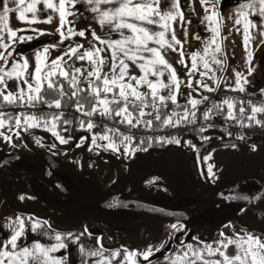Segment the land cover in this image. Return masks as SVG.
<instances>
[{
    "label": "rangeland",
    "instance_id": "1",
    "mask_svg": "<svg viewBox=\"0 0 264 264\" xmlns=\"http://www.w3.org/2000/svg\"><path fill=\"white\" fill-rule=\"evenodd\" d=\"M180 3L185 14V20L174 22L173 26L177 38L181 39V44L177 48L182 50L185 56L182 58L183 64L174 63L178 73H182L179 76L181 90L178 93L177 104L186 102L189 92L195 98L202 99L212 87L217 86L212 83L218 81L224 74H227L226 81L221 82L220 80L218 82L220 83L218 84L219 87L230 85L235 88V77L231 80L229 74H235V71L247 74L249 67L252 68V66L249 65L248 59L243 57L244 54L240 53L235 46L231 47L228 44L227 38L223 36L220 29L217 40L221 44L222 51L216 54V59L222 60L223 63L216 64L214 60L209 59L212 67L208 76L205 77L190 71L191 54L203 51L205 44L210 42L213 35L212 27H216L218 22L216 21V23L210 25L205 17L195 11L190 12L188 10L190 6L187 5V0H180ZM196 6L204 9L202 5L197 3L194 5V9ZM68 10L71 15L66 17L64 24L66 30L68 27H72L73 31L78 33L79 30L85 29L86 35L84 37L73 35L61 41L58 36L55 40V37L51 36L52 33L47 34L45 31L40 30L41 27L33 25H38V23L39 25L44 23L56 24L59 22L56 17L49 22L45 19V15L38 10V19L30 23L32 26L24 29L21 27V21L14 19L13 13H10L9 26L18 29V35H32L33 39L18 41L14 46L10 45L7 50L0 48V51L5 53L12 52L11 56L6 57L9 63L4 64L0 61V67L7 69L11 67L12 62L27 58L29 62L27 71L30 74L35 68V53L40 51L43 54L42 68H46L45 71H47L45 66L50 65L51 60L57 56H60L64 61L74 55L68 53L70 46L77 43L82 44L83 48L77 50L82 53L84 49L88 48L89 44H94L95 42L92 41L90 35L92 30L102 36L107 31L106 28H101L98 25L95 14L91 13L84 0H77V4L70 6ZM212 10V7L207 9L209 13ZM215 10L219 16V8L215 7ZM200 23L209 26L208 30L201 28V30L193 32V26L200 25ZM148 27L156 28L153 25H148ZM193 33L194 36H192ZM260 33V28H254V34ZM261 34L264 36V33ZM117 36L118 34L113 33V38H117ZM54 41L60 43L59 49L51 46ZM256 41H260L257 36H255L254 41H251V48L258 47L259 43ZM45 47H48V53L46 54L43 51ZM212 47L214 48L215 45H212ZM173 58L181 59L179 51H173L172 55L168 57L170 61ZM262 61H264V53L261 54V62H257L252 68L251 74L246 75L248 81L251 78H256V73L261 74L260 78L264 77ZM81 63H84L87 67L86 61ZM129 63L131 64V62ZM131 67L135 69L136 74H139L138 65H131ZM200 67L202 69V65ZM188 74L193 76L191 80L193 87L191 88L188 83ZM28 78L31 79V75ZM196 80H203L208 83L209 89L199 88L198 85H195ZM19 87H24L22 81H17L15 77H6L5 83L0 84V92L5 94L8 91L17 92ZM40 106L48 107L49 105ZM19 107L15 103L9 104L3 101L2 96H0V113H3V118H14L16 115L28 114L19 111ZM51 108L55 114H60L63 111V108L60 110H57L55 106ZM81 118L84 119L83 116ZM10 123L11 128L8 125L0 128V132L4 134L0 135V152L8 156L26 154L48 159L54 165L52 167L54 172L58 171L56 169L58 166L65 171L63 172L66 175L69 174L70 181H67L64 174L60 175V184L72 193L84 189L138 204L165 206V199L180 200L185 196L202 199L248 179H254L260 183L264 181V151L261 150L264 141L255 144L257 145L255 150H253L251 144L245 141L223 143L219 140H213L205 143V140L201 137L193 140L188 148L175 147L155 150L150 148V144L146 142L142 145V148H146L147 151L138 149L135 154H129L128 157H125L120 152L91 147V137L97 132L88 131L87 128L81 129L79 127L80 129H77L65 126L61 128L57 126L60 134L64 135L66 139L68 136L72 137L67 144H61L52 132L45 127H33L25 131L22 126L15 127L14 119ZM17 132H19V135L16 134ZM82 135L87 137L84 142L79 139ZM5 136L10 137V139L6 140ZM203 136L208 137L209 132H204ZM37 139L40 140L39 144L36 143ZM97 143H106V141L98 140ZM53 144H55L54 148L52 147ZM193 144L195 147H192ZM231 144H236L237 147L233 149L230 147ZM136 145L132 144L133 147H136ZM225 145H228V147H225ZM213 149H215L214 152ZM209 153H211L210 159L203 160V157ZM208 164L213 165L214 179L207 177ZM200 173H203V175ZM39 187L37 181L28 180L26 176L12 177L0 174V243H2L5 236L11 233V229L7 228L6 225L10 220L14 221L16 216H21L25 221V235L20 240L22 246L24 243L30 244L33 240L54 243L55 241L50 235L43 236L40 232L31 231L30 216L37 220H47L57 231L72 232L74 236H80L83 233L79 243L66 240L68 248L59 249L54 253V255L63 257L65 264H81V258L91 264L97 258L86 257L80 253L79 244H84L87 249L98 248L100 246L97 244L98 237L106 255L109 251L121 248V246L143 252L151 244L159 251L154 250L148 262L139 257L138 264H166L163 259L164 256H171L182 247H186L189 242L198 247H203L204 243L215 246L216 241L235 238L238 233L242 235L246 232H253L259 236L255 232L256 230L264 232V200L248 203L243 207L245 211H240L236 218H232V214H229L231 219L225 221L221 226L218 223H220L223 216H220L216 223L195 226V223L205 219V211L171 221H151L137 213L65 199L45 186L43 192H41ZM18 192L20 196L24 195L26 199H16L15 195ZM191 206H194L193 202L176 201L171 204L170 208L173 211H180ZM177 222L185 224V228L179 231L172 229L171 225ZM221 232L225 234L223 237L220 235ZM193 237H198V239L193 240ZM181 241H183V244H181ZM233 247L230 246V252Z\"/></svg>",
    "mask_w": 264,
    "mask_h": 264
},
{
    "label": "snow or ice",
    "instance_id": "2",
    "mask_svg": "<svg viewBox=\"0 0 264 264\" xmlns=\"http://www.w3.org/2000/svg\"><path fill=\"white\" fill-rule=\"evenodd\" d=\"M39 2L40 0H0V4H2L0 7V48L7 50L17 41L33 39L32 35H18L19 30L9 26V14L15 10L19 21L34 22L38 19L37 4ZM84 2L90 8L91 13L95 14L98 25L107 29L103 36L92 30L90 35L95 43L89 44L82 53L77 51L83 48L80 43L68 48V53L75 54L76 60L86 61L87 67L84 63H81L79 67L67 66L61 57L57 56L51 60L50 65L45 66L47 67V71H45L42 68L43 54L37 51L35 53V68L30 74L27 71L29 67L27 58L12 62L10 68L0 67V84L5 83L6 77H15L24 85V87H19L17 92L8 91L6 94L0 92L3 101L21 105L26 102L33 107L37 102L44 104L45 97L41 90L46 81L48 89L55 90L57 93V98L51 99L49 107L54 105L57 110L65 108L67 105L64 104L63 98L68 97L69 104L87 117L86 120L78 121L81 129L93 130V117L96 113H100L101 117H112L113 119L119 117L120 123L134 127L135 124L142 122V118L146 115L145 109L149 107L154 111L155 120L160 121V110L166 108L169 101L172 105H177L178 93L181 90L179 76L182 73H178L174 63L183 64L182 58L185 53L177 48L181 44V39L177 38L173 26L174 22L185 20L180 0H84ZM200 2L203 4L205 0H200ZM10 4L12 7L9 6ZM76 4L77 0H58V3H55L54 0H43V9H51L53 13L59 14V26L62 29L59 34L61 41L73 35L79 37L86 35L85 29H81L77 33L73 31L72 27H68L66 34L63 30L66 17L71 15L68 9ZM212 9L205 17L210 25L216 23L218 16L215 5L212 6ZM29 13L31 15H26ZM252 15L258 18V23L257 19L250 18ZM45 19L50 22L52 16L45 14ZM235 23L243 24V42L247 49L251 40V28H256L259 25L261 33H264V0H242L237 7ZM148 25L156 26V28H150ZM211 30L213 35L210 42L205 44L203 51L191 54L190 71L198 73L201 77L208 76L211 71L212 66L209 59L214 60L216 64L223 63L222 60L216 59V54L222 51L221 44L217 40L220 35L219 24L217 23V26L212 27ZM113 33L118 34L117 38H113ZM212 45L215 47L213 48ZM43 51L46 54L48 47H45ZM173 51H179L181 59L173 58L170 61L168 57L172 55ZM11 55V51L7 53L0 51V61L8 64L9 61L6 57ZM247 56L251 61L252 52L248 51ZM131 65H138L139 74L135 73V69ZM200 65H202V69ZM252 70L249 67L247 74L235 71L236 89L241 92L245 90L244 85L248 83L246 75H250ZM165 74L167 75L165 76ZM29 75H31V79L28 78ZM53 77L57 79L53 80ZM59 78H63V80ZM64 81L68 82L67 91ZM188 83L190 88L193 87L191 79ZM195 85H198L199 88L209 89V84L203 80H196ZM5 86L7 87V85ZM226 87L231 86L226 85ZM260 93L264 95V88L260 89ZM199 104H201V99L195 98L189 92L182 113L173 112L163 118L162 123L164 125L172 124L173 116L176 117V124L194 123ZM248 104L250 109L246 121L244 120L246 109L243 103L239 106L240 119H237L234 114L235 104L232 99L225 98L213 107L221 108L227 105V115L236 120V123L251 122L264 127V101L256 103L249 100ZM177 106L179 107V105ZM136 110H138V115H135ZM210 113H213V108L204 111V118L207 119ZM147 114L153 115V113ZM189 117L192 119L189 120ZM13 119L15 127L22 126L25 131L33 127L47 128L61 144H67L72 139L71 136L66 139L57 128L61 120L65 125L74 123L73 119L68 118V113H62V115L42 114L41 116L20 114L7 119L3 118V113H0V128L5 125L11 128L10 121ZM143 122L147 127L152 126V120ZM16 134L19 135V132ZM228 134L231 135V133ZM0 135L4 134L0 132ZM5 139H10V137L5 136ZM79 139L84 142L87 137L82 135ZM133 139L132 135L120 133L119 129H106L103 134L97 132L91 137V147L120 152L125 157L135 154L138 149L147 151L146 148H142L144 140H140L136 147H133ZM201 139L207 140L208 137L202 136ZM98 140L106 141V143H97ZM157 140L166 143H182L179 139L172 140L171 138L165 140L162 137H157ZM36 143L39 144L40 140L37 139ZM148 143H152V137L148 138ZM52 147L54 148L55 144ZM192 147L195 145L193 144ZM230 147L235 149L237 145L231 144ZM252 148L255 150L257 145L253 144ZM261 150L264 151V146ZM214 151L215 149H213ZM210 157L211 153L205 155L203 160L207 161ZM200 174L203 175V173ZM207 177L215 178L212 164H208ZM19 199L25 200L26 197L21 195ZM240 211L244 212L245 209L241 208ZM29 219L32 232H40L43 236L50 235L55 242L45 243L33 240L30 244L24 243L22 246L20 240L25 235V221L21 216H16L14 221L10 220L6 225L11 229V233L5 236L0 243V264H65V259L54 255V253L59 249L68 248L66 240L79 243L83 233L80 236H74L72 232L64 233L55 230L47 220H37L31 216ZM171 228L179 231L185 228V224L173 223ZM220 235L223 237L225 234L221 232ZM192 239L197 240L198 237ZM97 244L100 246L93 249H87L84 244H79L80 253L86 257L97 258L91 264H138L139 257L148 262L154 250L159 251L151 244L143 252L121 246V248L109 251L106 255L99 237ZM230 246H234L231 252L229 251ZM217 256L219 258H215ZM163 259L166 264H264V233L259 236L253 232H246L242 235L238 233L235 238L216 241L215 246L204 243L203 247H198L189 242L186 247H182L171 256H164ZM81 264H89V262L81 258Z\"/></svg>",
    "mask_w": 264,
    "mask_h": 264
},
{
    "label": "built area",
    "instance_id": "3",
    "mask_svg": "<svg viewBox=\"0 0 264 264\" xmlns=\"http://www.w3.org/2000/svg\"><path fill=\"white\" fill-rule=\"evenodd\" d=\"M214 0H205L204 3L208 4ZM72 65L77 66L81 61L76 60L74 57L71 58ZM201 101V104L197 106L196 109V119L194 123H184L176 124L173 120V123L170 125H164L161 119L160 121L155 120L154 111L152 108H146V115L142 118L140 124H135V126H130L124 123H120V118L116 117H101L100 113H96L93 117L94 128L93 131L97 132L102 127H107L108 129H119L120 133L126 135H132L134 137L132 144H138L140 140L148 139L152 137V140L156 142H163L157 140V137H162L165 140L171 138L172 140L179 139L183 144H187L190 139V135L194 130H201L203 132H209L213 130H221L224 132L225 136L229 139H240L242 141L248 142L249 144H258L264 141V127L256 125L255 123H236V120L231 119L227 115V105H224L221 108L213 107L216 104L221 103L225 98L232 99L235 104L234 114L241 103L245 106L246 112L250 109L248 104L249 100L253 102L260 103L264 101V95L260 93V90L252 91H238L228 88H219L210 91ZM175 105L168 103V106L165 108L167 116L171 115L174 112ZM208 108H213V113L209 114L207 119L204 118L203 113ZM19 111L26 112L28 114H35L40 116L44 112L52 110L51 107L47 106H37L33 107L25 102L24 105H21L18 108ZM73 111V110H72ZM147 113H153V115H148ZM138 110H136L135 115H138ZM84 119H87L82 113H80ZM236 118L237 115L235 114ZM258 118H261L258 116ZM152 120V126H145L143 121ZM228 133H231L229 135Z\"/></svg>",
    "mask_w": 264,
    "mask_h": 264
},
{
    "label": "water",
    "instance_id": "4",
    "mask_svg": "<svg viewBox=\"0 0 264 264\" xmlns=\"http://www.w3.org/2000/svg\"><path fill=\"white\" fill-rule=\"evenodd\" d=\"M211 141H207L208 143ZM223 143H233L240 142L235 139H228L221 141ZM23 160L30 161L38 164L41 167V172H28V171H20V172H10L6 169V167L14 161ZM51 162L45 158H39L32 155L26 154H16L10 155L2 160H0V174L8 175L12 177H23L30 176L33 178L40 179L57 194L58 196L70 199V200H78L83 203L92 204L96 206H105L112 207L115 209H120L127 212H133L141 215L143 218L151 220V221H171L181 218H186L195 213L205 210L211 209L218 204L235 201V202H245V203H256L264 200V184L261 188L254 191H243L240 190V185L242 182L238 183L235 186H230L224 188L217 193L202 198V200L189 208L180 211H173L169 206H154L149 204H138L126 199L94 193L90 191H86L84 189H80L78 193H71L60 185H58L57 181L54 179L51 171H50ZM254 180V179H253ZM256 181V180H255ZM248 197V199H245Z\"/></svg>",
    "mask_w": 264,
    "mask_h": 264
},
{
    "label": "crops",
    "instance_id": "5",
    "mask_svg": "<svg viewBox=\"0 0 264 264\" xmlns=\"http://www.w3.org/2000/svg\"><path fill=\"white\" fill-rule=\"evenodd\" d=\"M54 2L58 3V0H54ZM195 2L198 5H202V7H204V9H201L198 6H196V8L194 9V5H196ZM241 2H242V0H214L211 3H208V4L203 3L202 4L200 2V0H195V1L194 0H187V5L190 6V8L188 9L190 12L195 11L197 14L201 15L202 17H206V15H208V13H209L207 11L208 8L212 7L213 5H215V7H218L219 8V16H218V18H216V21L219 23V29L222 31L223 36L227 38L228 44L231 47L235 46V48H237L240 53L244 54L243 55L244 58L248 59L247 52L248 51L252 52V60L251 61L248 60V63L250 66H252V68H254V66L256 65L257 62H261V54L264 53V36L261 33L260 34H254V28H251L250 29V33H251L250 44H249L247 49L244 47L243 24L242 23L241 24L235 23L236 16H237V7H238L239 3H241ZM9 6L12 7L11 4ZM0 7H2V4H0ZM37 9L44 15L46 14V15L52 16V20H54V17L59 19L58 13H53V10H51V9H43V0H40V2L37 4ZM42 9H43V11H41ZM11 13H13L14 19L18 20V14L16 13V11L14 10ZM250 18L257 19V23H258V18L255 17V15L250 16ZM21 24H22L21 27L24 29L29 27V26H32L30 23H26L24 21H21ZM33 26L41 27L40 30L45 31L47 34L52 33L51 36H54L55 40L59 36L60 31L62 30L59 26V22L56 24L44 23L42 25H39V23H38V25L35 24ZM257 27L260 28L259 25ZM201 28H203L204 30L207 31L209 26H204L203 24L201 25V23H200V25L199 24L196 26L194 25L192 31L195 32V31L201 30ZM237 29H239V30H237ZM63 30L67 31L65 25L63 26ZM192 36H194V33L192 34ZM255 36L259 37L260 41H256L259 43V45H258V47L255 46V48L253 49V48H251V41H254ZM51 46L59 49L60 43L54 41V43ZM47 53H48V51H47ZM79 53H81V52H79ZM69 59H70V57L66 58L63 61L65 63V65H68L70 63ZM262 68H264V61H262ZM229 75H230L229 79L233 80L235 77V74L233 73V74H229ZM255 75H256V78L249 79L248 83L245 85L244 91L260 90V88H264V77L260 78V75H261L260 73H256ZM187 77L191 80L193 79V76H191L189 74L187 75ZM226 77H227V74H224L219 78L218 81H214L212 84L215 86L217 85V86L212 87V89L210 91L215 90V89H219V88H228V89H234V90L239 91V89H236L232 86L231 87H226V86L225 87H219L220 85H218V84H220V83H218V82L220 80H221V82H223V80L226 81ZM208 93H206V94H208ZM206 94L202 97L201 101L206 96ZM104 130H106V127L103 128L102 130H100V133H102ZM117 139H118V137H117ZM19 197H20V193L18 192V193H16L15 198L19 199Z\"/></svg>",
    "mask_w": 264,
    "mask_h": 264
},
{
    "label": "trees",
    "instance_id": "6",
    "mask_svg": "<svg viewBox=\"0 0 264 264\" xmlns=\"http://www.w3.org/2000/svg\"><path fill=\"white\" fill-rule=\"evenodd\" d=\"M44 70H46V68H44ZM53 80H56V77L52 78ZM61 80H63V78H59ZM65 83V89L67 91V81H64ZM42 94L45 97V103L41 104L40 102H37L36 105L40 106V105H49L51 99L53 98H57V93L55 90H51L48 89L47 87V82L45 81L44 83V87L42 88ZM74 99V98H73ZM64 104L67 105L65 108H63V111L60 112V114H56V115H62V113H68V118L69 119H73L74 123L69 124V125H65L63 124V121L61 120L58 123V127H75L77 129L79 128V124L78 121L81 120L82 116H80L79 111H77L73 106H71L68 102V97H64ZM170 103V102H168ZM186 102H180L177 105H179V107L177 105H175L174 107V112H178V113H182V108L185 105ZM17 106H20L21 104L15 103ZM51 107H54V105H52ZM190 107V106H189ZM73 110V111H72ZM227 111V110H225ZM52 113H55L53 110H51L50 112H44L42 114H47V115H51ZM41 114V115H42ZM235 114L237 115V117L240 119V115H239V109H237L235 111ZM40 115V116H41ZM160 115H161V119L167 117V113L165 112V108H162L160 110ZM192 118L189 117V120H191ZM173 120H176V117L173 116ZM244 120H247V114H245L244 116ZM187 123V122H184ZM184 123H180V124H184ZM204 135V132L201 130H194L191 135H190V140L187 144H175L174 142H170V143H166V142H156L154 140H152V143L150 144V148H154L155 150H162V149H169V148H179V147H183V148H188L192 143L193 140L197 139L198 137H202ZM213 140H219V141H223V140H228V138L225 136L224 132H222L221 130H213L209 132V136L208 139L205 140V142L207 141H213ZM145 143L148 142V139L144 140ZM239 141V140H238ZM149 148V149H150ZM8 155H4L2 152H0V158H4L7 157ZM33 164V162L27 161H14L11 163V166H14L16 168H29L30 165ZM30 169V168H29ZM56 169H58V171L61 174H66L64 173L65 171L62 168L56 167ZM64 171V172H63ZM67 178H69V175H65ZM28 178V180H34L38 182V185L40 186L39 189L41 190V192H43V187L45 186L46 188H49L47 186L46 183H44L43 181H41L40 179L37 178H33L30 176H26ZM60 185V183H59ZM257 185H255V183L253 181H251L250 179L242 181L241 183V190L243 191H250V190H257ZM50 189V188H49ZM52 192H54L52 189H50ZM45 192V191H44ZM55 193V192H54ZM202 199H198V198H194L191 196H185L183 198H181L180 200H172V199H165V206H169L171 207V204L176 202V201H187V202H193L194 205L198 204ZM248 203L245 202H235V201H229V202H225V203H221L216 205L215 207L211 208V209H205V210H201L202 212H206V217L203 220H200L199 222L195 223V226H203V225H207L210 223H216L218 218L220 216H223L222 219H220V223H218V225H223L225 223V221H228L229 219H231V216L229 218V214H232V218H236L240 212V209L243 208L245 205H247ZM92 205V204H91ZM192 205V204H191ZM123 211V210H121ZM199 211V212H201ZM127 212V211H125ZM222 221V222H221Z\"/></svg>",
    "mask_w": 264,
    "mask_h": 264
},
{
    "label": "flooded vegetation",
    "instance_id": "7",
    "mask_svg": "<svg viewBox=\"0 0 264 264\" xmlns=\"http://www.w3.org/2000/svg\"><path fill=\"white\" fill-rule=\"evenodd\" d=\"M10 156V155H9ZM8 157V156H7ZM4 158H6V157H4ZM4 158H0V160H2V159H4ZM19 161H23V160H19ZM24 162H27V161H24ZM52 167H54V165L51 163V166H50V171H51V173H52V175H53V177H54V179L57 181V183H58V185H59V183H60V175H62L59 171H56V172H54L53 171V169H52ZM58 167V166H57ZM30 168V169H29ZM29 168H16V167H14V166H11V164H9L7 167H6V169L7 170H9L10 172H20V171H28V172H41V167L38 165V164H36V163H34L33 162V164H31L30 165V167ZM66 175V174H65ZM69 175V174H68ZM67 179V181H70L71 180V178H70V176H69V178H66ZM251 181H253L254 183H255V185H257V189H259V188H261V186L264 184V181L263 182H257V181H255V180H253V179H250ZM237 185V184H236ZM48 186V185H47ZM60 186L62 187V185L60 184ZM235 186V185H234ZM50 189H51V187L50 186H48ZM63 188V187H62ZM65 190H67V191H69L68 189H65ZM240 190H241V185H240ZM250 191H254V190H250ZM69 192H71V191H69ZM78 192H80V190L79 191H77L76 190V193H78ZM72 193V192H71ZM75 193V192H74ZM257 234H259V235H261V233H264L263 231H260V230H256L255 231Z\"/></svg>",
    "mask_w": 264,
    "mask_h": 264
}]
</instances>
